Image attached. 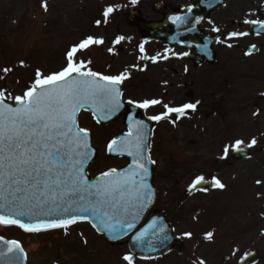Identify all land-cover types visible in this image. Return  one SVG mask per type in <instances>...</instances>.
<instances>
[{
    "label": "rangeland",
    "instance_id": "1",
    "mask_svg": "<svg viewBox=\"0 0 264 264\" xmlns=\"http://www.w3.org/2000/svg\"><path fill=\"white\" fill-rule=\"evenodd\" d=\"M130 1L0 0V91L14 101L15 96L22 95L30 86L29 79L35 78L37 70L44 74L59 71L65 65L66 51L87 36L102 39L104 43L79 53L77 59L85 63L91 61L89 65L94 67L105 63V44L116 36L117 26L112 24L119 15L115 16V11L121 7V13L125 6L131 5ZM45 4L47 10L43 7ZM107 7H113L114 11L105 22L103 12ZM98 20L101 21L99 26ZM6 68L11 71L5 73ZM260 69L261 66L247 68L249 71L242 73ZM231 82V79H220L215 88L222 89L219 100L226 103L218 116L204 121L197 117L196 125L188 121L177 144L178 149L186 151V169L180 172L185 178L183 188L205 171L217 177L227 191L223 193L217 188L206 196L187 201L184 205L187 212L179 221L177 232L180 235L191 233L182 244L191 246V250L197 245L200 234L207 235L211 231L215 233L212 245L221 253L245 240L246 248L260 250L264 263V228L241 237L240 241L230 237L237 230L236 225L244 227L255 219L264 222V79L238 77L234 79V87ZM89 126L94 144L102 151L106 141L99 138L95 125ZM252 139L256 144L249 148L247 145ZM237 140L243 141L241 148L250 151L251 159L235 161L231 150L227 159H221L223 147ZM152 159L157 163L158 175L163 177L167 170L165 160L156 156ZM124 164V161L107 159L101 152L90 167L89 175L93 178ZM257 180L262 183L258 185ZM165 181L161 178L156 182L157 187H165ZM199 199L207 208L203 216L194 210ZM216 225L220 226L215 228ZM0 236L17 241L26 252L29 264H126L123 256L128 254L126 244L110 245L85 224L47 234H27L0 226ZM184 261L190 264L193 260L186 256Z\"/></svg>",
    "mask_w": 264,
    "mask_h": 264
},
{
    "label": "snow or ice",
    "instance_id": "2",
    "mask_svg": "<svg viewBox=\"0 0 264 264\" xmlns=\"http://www.w3.org/2000/svg\"><path fill=\"white\" fill-rule=\"evenodd\" d=\"M136 2L132 0L133 4ZM43 7L47 10L46 4ZM113 11V7L104 10L105 22ZM244 23L264 29V20H245ZM96 24L99 26L101 21H96ZM213 31L220 32V29L214 28ZM246 35L247 32H233L225 39ZM123 40V36H118L114 44H120ZM103 43L102 39L87 36L66 51L65 65L59 71L44 74L37 70L30 86L22 95L13 98L16 107L9 106L5 93L0 91V213H3L0 214V224L15 225L25 232L38 233L66 228L85 219L80 214L87 213L99 217L104 231L109 234L117 230L127 234L135 227L145 204L150 202L145 162L155 161L145 155L147 134L141 121L133 122L129 118V138L113 139L107 145L109 152L119 150L132 157L129 168L124 172L109 169L91 183L86 178L84 163L91 154L90 132L79 125V113L91 110L97 123L109 119L123 106L120 86L129 78L126 72L112 75L94 71L88 66L91 61L85 63L77 59L79 53ZM216 43L222 41L218 38ZM227 46L232 47L231 44ZM139 50L141 60L156 62V57L143 54V44ZM9 71L11 69H4L5 73ZM127 103H135L139 109L162 105L163 112L148 116L149 120L156 122L171 114L183 117L187 110L196 109V104L169 106L159 99H145L142 102L128 100ZM242 144L243 141L237 140L234 144L225 145L221 159H227L230 150L242 151ZM255 144L256 140L252 139L247 147ZM256 183L259 185L262 181L257 180ZM205 184L224 188L217 177L206 180L204 175H197L188 190L207 191L202 187ZM45 216L57 218L40 219ZM17 217H26L31 222H22ZM151 227L157 229L156 223ZM157 230L163 232L164 228L161 226ZM146 234L139 233L135 240H142ZM185 235L190 237L191 233ZM211 237L212 233L206 235L207 239ZM0 242L6 246V250L0 251V257L23 251L15 240L0 237ZM123 260L126 264H133L134 258L125 255ZM9 264H12L11 260ZM199 264H204V261L200 260Z\"/></svg>",
    "mask_w": 264,
    "mask_h": 264
},
{
    "label": "flooded vegetation",
    "instance_id": "3",
    "mask_svg": "<svg viewBox=\"0 0 264 264\" xmlns=\"http://www.w3.org/2000/svg\"><path fill=\"white\" fill-rule=\"evenodd\" d=\"M130 2L131 5L125 6L112 24L117 26L116 36L105 44V63L94 69L103 74L127 73L129 78L120 86L123 109L117 120L107 125H98L90 113L81 114L79 123L89 131V124L98 125V136L106 141L99 152L105 156L108 155L107 145L111 140L119 133L127 131L128 117L133 122H143L145 132L151 126L150 155L163 158L167 168L163 177L156 172L155 182L161 178L167 181L165 187H157L155 210L174 223L176 230L179 221L187 212L184 207L186 202L215 191L214 188L188 194V189L183 188L185 178L180 172L186 169V151L177 148L180 133L188 121L196 125L197 117L204 121L218 116L219 111L226 105L225 100H219L222 89H215L220 84V79H231L232 87L234 79L238 77L252 78L255 81L264 79V29L244 23L245 20H264V0ZM177 17L180 19H176ZM214 28H219L220 32H214ZM233 32H247L248 35L226 40L225 37ZM118 36H123L124 40L120 44H114ZM218 38L222 43H216ZM141 44L144 46V55L157 58L155 63L151 59H140ZM228 44L232 47H228ZM259 66L260 70L242 73L249 71L247 68L254 69ZM145 99H159L169 106L192 103L196 104V109L190 110L188 116L174 118L170 115L156 122L149 120L148 116L163 112L162 105L139 109L135 103H127L128 100L142 102ZM204 176L207 180L212 178L206 174ZM202 203L199 199L194 209L200 215H204L206 211ZM252 222L244 227L236 225V238L239 241L241 237L255 233L256 229L264 228L263 221L255 219ZM210 233L211 239H207L206 234H200L194 250H191V246H178V253L173 255V259H177L175 261L170 260L171 254L152 261H137L141 264H187L184 259L188 256L194 260L190 264H199L200 260L204 264H240L247 254L257 251L259 261L256 264H264L260 250L246 248L243 244L245 240L240 245L234 243L230 250L221 253L217 246L212 245L215 233Z\"/></svg>",
    "mask_w": 264,
    "mask_h": 264
},
{
    "label": "water",
    "instance_id": "4",
    "mask_svg": "<svg viewBox=\"0 0 264 264\" xmlns=\"http://www.w3.org/2000/svg\"><path fill=\"white\" fill-rule=\"evenodd\" d=\"M6 103L9 104L11 107H16L17 105L15 103H12L8 100H6ZM123 138H119L117 140H121ZM89 148H90V156L89 158L85 161L84 163V171L86 174V170L88 166L93 162V160L96 157V151L91 145V140L89 137ZM118 152H120L118 150ZM114 156H119L118 154L113 152ZM146 156H148V152L146 151L145 153ZM128 160H129V165L121 170H117L119 172H124L126 171L129 166L132 164V157L127 155H124ZM234 157L236 159H247L250 157V153L242 149V151L239 152H234ZM146 163V166L148 168V176L146 183L148 184L149 187V192H150V202L146 203L143 210L140 212V215L138 219L136 220L135 227L127 232V234H124L122 230H117L116 232H113L109 234L108 232L104 231V228L101 224V221L99 217H94L90 214L84 213L80 214L85 217V219L78 220L77 222H89L92 226L93 224L97 225L94 227L100 234L104 235L106 239L109 242L116 243L121 240H124L128 237H130V241L128 243V247L130 252L133 254V257H139V258H144V259H153L159 256H162L166 254L167 252L171 251L177 244V239L173 235V230L171 225L166 221L164 217H155L153 219H149L151 212L154 208L155 205V200H156V190L154 188V171H153V165L152 163ZM264 168V165H263ZM86 178L88 179V176L86 174ZM89 180V179H88ZM94 180H89V182H94ZM212 186L211 184H205L202 185V187H210ZM192 191H197L193 189ZM3 214V213H0ZM57 217L55 216H45V217H40V219L44 220H50V219H56ZM17 219L21 220L22 222L28 223L31 222L28 220L26 217H17ZM156 223L157 229H159L161 226L164 228L163 232L158 231L157 229H153L151 226L153 223ZM72 225V224H71ZM15 226V225H13ZM55 229V228H54ZM50 230V229H48ZM141 232H146L147 234L144 236V238L140 241H136L135 237L141 233ZM167 236V239H164V237ZM6 250V246L3 245L2 242H0V251ZM9 260L12 261V264H27L25 254L23 253H15V254H10L9 256L5 257H0V264H9ZM257 261V255L251 254L248 256L244 263L246 264H253Z\"/></svg>",
    "mask_w": 264,
    "mask_h": 264
}]
</instances>
